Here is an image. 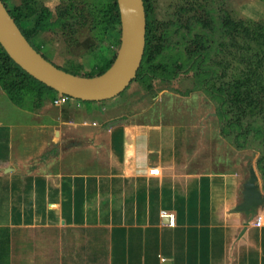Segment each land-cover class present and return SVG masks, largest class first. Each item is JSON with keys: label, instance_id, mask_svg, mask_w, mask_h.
<instances>
[{"label": "crops", "instance_id": "crops-1", "mask_svg": "<svg viewBox=\"0 0 264 264\" xmlns=\"http://www.w3.org/2000/svg\"><path fill=\"white\" fill-rule=\"evenodd\" d=\"M50 41L32 39L54 64L79 59L65 54L80 39ZM120 99L33 111L0 87V264H264V209H240L245 172L216 169L161 105L152 118Z\"/></svg>", "mask_w": 264, "mask_h": 264}, {"label": "trees", "instance_id": "trees-1", "mask_svg": "<svg viewBox=\"0 0 264 264\" xmlns=\"http://www.w3.org/2000/svg\"><path fill=\"white\" fill-rule=\"evenodd\" d=\"M157 1L144 0L147 16V43L142 65L134 81L147 82V84L152 81L173 82L181 75L193 73L198 82V87L203 86L205 92L219 103L217 115L222 120V133L225 136H232L233 143L238 149L248 146L252 142L251 139L254 142L261 140L264 143V127L250 126L239 118L246 115L247 110L244 107L243 112H241L243 107L237 104L248 102L251 94L243 93L237 97L229 96L228 91H226V89L228 90L227 86H215L212 79L217 69L209 65L212 47L217 48L219 52H224L225 44L229 43V37H237L239 33L251 30L250 27L244 28V23L228 24V16L225 18L224 12L218 24L216 16L220 14V10H218L219 6L215 7V3L217 5L218 3L214 0L213 3H210L209 0H194L193 7L198 14L194 17L195 19L192 17L183 19L186 14V5H178L172 12L167 11L168 19L162 20L159 24L155 15ZM3 2L31 43L32 39L42 31L57 33V35L65 37L67 42L75 43L77 41L76 34L89 22L93 24L95 29L101 27V31H105L109 27L115 28L117 25L120 31L122 30L117 0L104 4L102 7H98L96 0L91 4L80 0H62L56 12L47 7L44 0H19V3L14 7H11L6 0ZM198 11L201 13L199 14ZM29 19L31 21L34 19V27L26 29L23 22ZM255 25L256 28L252 30L254 38L251 45L246 47L247 57L243 60L246 61L243 69V73L247 75V80L244 81L246 85L250 82L249 77L255 76L258 72V64L254 62V59L258 57L260 49L255 52L256 47L253 43L256 44V42L259 43L264 40V24L256 23ZM120 45L121 40L112 59L105 61L102 66H96L91 74L64 70L85 77L101 75L113 65ZM223 64L219 61V65ZM202 76L206 78L201 82ZM0 86L9 98L19 106H24L27 99L31 98L34 108H41L49 99L56 98L59 94L55 89L26 72L8 55L1 44ZM234 107H237L239 112L237 116L233 112ZM124 121L125 118H122L112 124L116 125ZM257 168L263 179L264 190L263 154L257 161Z\"/></svg>", "mask_w": 264, "mask_h": 264}, {"label": "rangeland", "instance_id": "rangeland-1", "mask_svg": "<svg viewBox=\"0 0 264 264\" xmlns=\"http://www.w3.org/2000/svg\"><path fill=\"white\" fill-rule=\"evenodd\" d=\"M6 1L11 7L16 5V0ZM46 1L44 0L45 5ZM80 1L84 3L90 2L91 4L94 0ZM96 1L98 7L113 2V0ZM193 1L158 0L155 6V15L159 24H161L162 20L168 19L167 11L172 12L178 5H186V14L183 19L196 17L198 14L193 7ZM209 1L213 3V0ZM215 1L218 3V5L215 3V7L219 6L218 10H220V14L216 16L218 24L224 12L225 18L228 16V24L244 23V28L250 27L251 30L241 32L237 37H229V43L225 44L224 52H219L215 47L210 49L209 65L217 69L212 80L217 87L227 86L228 90L226 89V91H228L229 96L237 97L243 93L251 94L248 102L237 104L243 107L241 112H243L244 107L247 110L246 115L239 118L250 126L264 127V40L259 43L256 42V44L253 43L256 47L255 52L260 49L258 57L254 59V62L258 64V72H256L255 76L249 77L250 82L247 85L244 84V81L247 80V75L243 73L246 64V61L243 60L247 57L246 47L251 45L254 38L252 30L256 28V23L264 24V0ZM23 25L26 29L34 27V19L23 22ZM92 25L89 22L88 25L79 30L76 34L77 41L75 43H69L62 35L59 36L57 33L48 31L51 36V43L57 44L61 39H65L66 43L72 46L80 39L81 47L79 51L77 52L76 50L73 53L68 52L65 54L67 56L75 55L79 58L77 59L79 61L73 60V62L65 64L63 54H58L52 58L48 57L54 60L56 65H60L59 67H65L69 71L80 74H91L96 66H102L105 61L112 59L118 49L122 30L120 31L117 25L115 28L109 27L107 30L101 31V27L95 29ZM219 61L224 64L219 65ZM204 78L206 77H203L201 82ZM149 83L151 85L147 84V82L134 81L129 88L116 98H121V102L126 104L125 110H128L130 114L133 109L144 110L145 112L152 110V118H157V111L161 105V123L163 121L172 123L175 120L183 126H189L191 136L194 139H201L199 146L200 148H206L204 154L211 158L210 160L216 169H242L246 174L247 181L249 179V168L254 164L260 176V190L264 194L263 179L257 168L258 159L262 154L264 155V143L261 140L254 142L251 139L252 142L248 146L238 149L233 143V137L225 136L222 133V120L217 115L219 103L205 92L202 88L203 86L198 87V82L193 73L181 75L173 82L152 81ZM114 99L102 102L111 104L110 102ZM131 102L134 103L131 104ZM22 107L31 108L33 111L40 110V108H34L31 98H28ZM233 112H235L236 116L239 114L237 107H234ZM144 114H139L138 117L145 118ZM242 201H244V192Z\"/></svg>", "mask_w": 264, "mask_h": 264}, {"label": "water", "instance_id": "water-1", "mask_svg": "<svg viewBox=\"0 0 264 264\" xmlns=\"http://www.w3.org/2000/svg\"><path fill=\"white\" fill-rule=\"evenodd\" d=\"M121 22V45L113 65L103 74L85 77L68 72L48 60L24 35L0 0V44L8 55L35 79L73 99L102 102L121 95L137 78L147 43L144 0H117ZM254 164L244 185L241 210L252 218L264 209V194ZM249 222H247L248 224Z\"/></svg>", "mask_w": 264, "mask_h": 264}, {"label": "built area", "instance_id": "built-area-1", "mask_svg": "<svg viewBox=\"0 0 264 264\" xmlns=\"http://www.w3.org/2000/svg\"><path fill=\"white\" fill-rule=\"evenodd\" d=\"M69 98H70L69 96L58 94L56 96L55 100H54V104L56 106H62L66 102V100L69 99ZM163 214L164 215H169L171 217L174 216L173 214H168L166 212H164ZM254 224L256 226H263L264 225V211L256 216Z\"/></svg>", "mask_w": 264, "mask_h": 264}]
</instances>
